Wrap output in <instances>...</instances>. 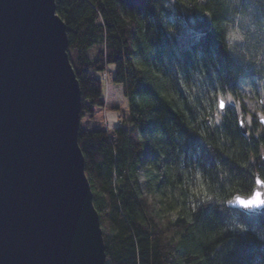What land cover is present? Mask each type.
<instances>
[{
	"label": "trees",
	"instance_id": "obj_1",
	"mask_svg": "<svg viewBox=\"0 0 264 264\" xmlns=\"http://www.w3.org/2000/svg\"><path fill=\"white\" fill-rule=\"evenodd\" d=\"M224 5L56 0L82 116L92 118L106 106L99 74L108 70L106 84L122 90L129 108L120 127H82L78 136L107 264H264V213L251 216L226 205L232 195L252 193L256 173L264 179V122L254 115L249 133L241 131L243 66L230 51ZM206 97L219 104L215 125L206 121ZM220 98L227 103L223 111ZM175 156V169L193 168L199 174L192 178L201 174L206 186L189 204L190 193L183 192L179 204L171 174H159L161 158L168 164Z\"/></svg>",
	"mask_w": 264,
	"mask_h": 264
},
{
	"label": "water",
	"instance_id": "obj_2",
	"mask_svg": "<svg viewBox=\"0 0 264 264\" xmlns=\"http://www.w3.org/2000/svg\"><path fill=\"white\" fill-rule=\"evenodd\" d=\"M68 45L56 0H0V264H107ZM261 180L227 206L263 214Z\"/></svg>",
	"mask_w": 264,
	"mask_h": 264
},
{
	"label": "rangeland",
	"instance_id": "obj_3",
	"mask_svg": "<svg viewBox=\"0 0 264 264\" xmlns=\"http://www.w3.org/2000/svg\"><path fill=\"white\" fill-rule=\"evenodd\" d=\"M226 2L229 8L228 21H225L226 35H228V44L230 45V51L243 66V71L239 76V96L241 113L244 111L245 117L248 121L249 127L253 124V117L259 119L264 116V99L257 98L256 92L261 90V95L264 97V0H222ZM226 8H224V12ZM71 60V57H70ZM72 62V60H71ZM257 70L258 72H255ZM260 70L262 72H260ZM105 94L107 92V84H104ZM109 94L107 96L106 107L103 110H98L95 113L96 123L101 124L106 119L110 126L115 124V118L118 116V111H127V99L124 97L123 92L118 87L108 88ZM225 97V96H224ZM212 104H209L208 98H204V102H207L208 108L206 109L207 115L210 113V119H215L219 111V104L214 99ZM214 105V106H213ZM116 107L117 110L113 109ZM262 114V115H261ZM261 115V116H258ZM93 118L88 114L80 113V123L85 126H91L94 124ZM216 123H214L215 125ZM209 127V126H208ZM190 169L184 170V168H176L173 170L171 178L175 185L176 190L174 198L182 205L183 192L190 193L188 196V204L194 202L195 193L200 192V183L193 180ZM199 174V173H198ZM197 174V175H198ZM140 180L143 183V189L145 190V180L140 175ZM201 180V174H200ZM182 179V180H178ZM179 181V182H178ZM177 182V183H176ZM181 184V185H180ZM180 185V186H179ZM183 187V188H181ZM192 191V192H190ZM192 206V205H191ZM177 213H173L176 216Z\"/></svg>",
	"mask_w": 264,
	"mask_h": 264
},
{
	"label": "bare ground",
	"instance_id": "obj_4",
	"mask_svg": "<svg viewBox=\"0 0 264 264\" xmlns=\"http://www.w3.org/2000/svg\"><path fill=\"white\" fill-rule=\"evenodd\" d=\"M222 1V0H221ZM223 2V1H222ZM224 8H226V10H227V13L228 14H226V16L227 17H229V8H228V4L226 3V2H224ZM56 12H57V10H56ZM59 17H60V15H58ZM61 18V17H60ZM62 19V18H61ZM62 21L65 23V25H66V28H67V24H66V22L62 19ZM67 35H68V32H67ZM68 40H69V36H68ZM69 47H70V41H69V45H68V54H69ZM69 57H70V55H69ZM72 63V62H71ZM72 65H73V63H72ZM73 68H74V65H73ZM74 70H75V68H74ZM75 73H76V70H75ZM241 74H239V76H240ZM76 76H77V74H76ZM99 77L103 80V82H104V84L105 83H107V82H109V80H110V78H111V76H110V73H109V70L108 71H106V72H104L103 74H99ZM78 79V78H77ZM80 85V84H79ZM109 85H110V83H108L107 84V92H106V94H105V90H104V99H107V96H108V94H109V91H108V88H109ZM107 100H105V102H106ZM199 102V101H198ZM203 102V101H202ZM202 102L200 101V104H202ZM127 105H128V103H127ZM106 107V106H105ZM105 107H102L100 110H103V109H105ZM128 108V107H127ZM113 109H115V110H117L116 109V107H113ZM82 112V111H81ZM118 116L115 118V124L113 125V126H110L109 125V123H108V121L106 120V119H104L102 122L103 123H101V124H97L96 123V118H95V116L94 117H92L93 119H94V121H92V123L94 122V124H91V126H85V125H83V124H79V130H80V128H82V127H87L88 129H101V128H105L106 130H108V131H112V130H114V129H116V128H118V127H120V125L123 123V121L125 120H128L129 119V108L127 109V111H118ZM189 114H192L191 112L189 113ZM209 114V113H208ZM191 117H192V115H191ZM219 119V118H218ZM218 119H216V120H214V119H207L206 121H209V122H213V123H217V121H218ZM193 122L196 124H199V125H205V124H207V122H205V120H193ZM125 125H126V127L129 125V123L127 122V123H125ZM211 127L213 128V126L211 125ZM78 136H79V134H78ZM169 160V162H168V164L165 162V161H163V158H161V160H160V164L158 165V168H159V174L160 175H162V176H165L166 175V173L168 174V173H170L171 175H172V172H173V170L175 169V164H176V161H177V156H175V160H174V158H169L168 159ZM175 161V162H174ZM142 169V168H141ZM142 170H144V171H146L145 169H142ZM142 173H143V171H142ZM191 173H192V171H191ZM86 174V173H85ZM141 176H143V178H145V176H144V174H140ZM194 178L193 179H197V181H198V183L201 181L200 180V177L199 176H197V177H195V176H193ZM262 177V176H261ZM141 178V177H140ZM263 179V178H262ZM179 180V179H178ZM180 180H182V179H180ZM179 180V181H180ZM255 180H256V176H255ZM264 180V179H263ZM178 181V182H179ZM256 182V181H255ZM177 183V182H176ZM201 185H200V188L203 190L204 188H206V186L205 185H203V181H201V183H200ZM181 185V184H180ZM179 185V186H180ZM254 186H255V184H254ZM181 188H183V187H181ZM255 188V187H254ZM239 195H242V194H239ZM243 195H247V194H243ZM242 195V196H243ZM233 196L234 195H232V198H233ZM232 198H230L229 200H231ZM227 205V204H226ZM229 207V206H228ZM229 208H233V209H236V210H238L239 212H241V213H246L244 210L242 211V210H240L239 208H235V207H229ZM236 210H234V211H236ZM237 212V211H236ZM236 212H234V214H233V216L234 217H236L237 215H238V213H236ZM246 214H248V213H246ZM248 215H251V216H254V215H261V214H248ZM101 228H102V226H101ZM103 230V229H102Z\"/></svg>",
	"mask_w": 264,
	"mask_h": 264
},
{
	"label": "snow or ice",
	"instance_id": "obj_5",
	"mask_svg": "<svg viewBox=\"0 0 264 264\" xmlns=\"http://www.w3.org/2000/svg\"><path fill=\"white\" fill-rule=\"evenodd\" d=\"M226 107H227V103H226V101L221 102V104H220V108H221L222 110H224V109H226ZM261 118L264 119V116H262ZM260 183H261L262 185H264V180H261ZM240 203L244 204V203H246V202H245V201H240Z\"/></svg>",
	"mask_w": 264,
	"mask_h": 264
},
{
	"label": "flooded vegetation",
	"instance_id": "obj_6",
	"mask_svg": "<svg viewBox=\"0 0 264 264\" xmlns=\"http://www.w3.org/2000/svg\"><path fill=\"white\" fill-rule=\"evenodd\" d=\"M212 125V124H211Z\"/></svg>",
	"mask_w": 264,
	"mask_h": 264
}]
</instances>
